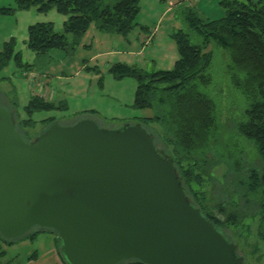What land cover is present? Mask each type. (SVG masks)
Returning <instances> with one entry per match:
<instances>
[{
  "label": "trees",
  "instance_id": "obj_1",
  "mask_svg": "<svg viewBox=\"0 0 264 264\" xmlns=\"http://www.w3.org/2000/svg\"><path fill=\"white\" fill-rule=\"evenodd\" d=\"M141 1L18 0L16 9L36 7L41 13L54 9L58 14L66 16L64 34L56 33L52 23H37L29 26L25 45L37 56L51 50L71 55L78 38L90 27L100 33L128 35L138 26L136 19ZM219 5L224 15L216 20L203 18L190 8L183 10L188 32L178 30L171 34L178 59L170 70L148 73L127 64L115 63L109 67L108 72L115 79L127 77L135 80L133 107L150 109L154 114L152 117L125 121L123 126L138 124L145 129L157 126L155 128L161 130L158 138L165 149L158 146L151 129L148 132L154 138L155 146L173 160L190 203L198 207L225 237L227 229L240 220L243 222L259 215L261 224L258 235L264 240V1L222 0ZM16 9H0V13L10 14ZM66 34H72L74 40L69 43ZM212 44L229 53L228 79L231 87L239 94L237 109L240 111L239 118L233 123L227 119L229 111L224 98L217 101L199 90L200 86H209L211 83L208 69L214 57L209 48ZM15 47L16 41L13 38L4 43L0 51V71L11 61L17 68L30 67L22 63ZM6 98L8 102L0 93L1 105L12 112L18 133L27 142H32L35 138H26L20 129L34 125L35 122L30 118L32 113L55 107L44 98L32 96L24 107L28 118L19 119L16 100ZM164 104H167L168 114L159 112ZM225 119L230 127L223 125ZM54 122V118L41 121L44 127L40 132ZM221 163L225 165L227 173L223 177L224 181H220H227L229 185L222 183L220 193L228 199L217 197L212 203H204L201 187L215 181L211 170ZM232 187L234 190L230 191ZM234 197L237 199L234 200ZM229 199V202H234L233 205L238 204L239 200L241 208L238 207L236 211L227 209ZM33 230L16 240L26 237ZM0 237L7 244L16 241ZM4 254L2 251L0 257ZM60 256L67 264L63 256ZM121 264L141 263L129 260Z\"/></svg>",
  "mask_w": 264,
  "mask_h": 264
},
{
  "label": "water",
  "instance_id": "obj_2",
  "mask_svg": "<svg viewBox=\"0 0 264 264\" xmlns=\"http://www.w3.org/2000/svg\"><path fill=\"white\" fill-rule=\"evenodd\" d=\"M142 126L54 122L27 142L0 99V235L34 228L67 264H243Z\"/></svg>",
  "mask_w": 264,
  "mask_h": 264
},
{
  "label": "rangeland",
  "instance_id": "obj_3",
  "mask_svg": "<svg viewBox=\"0 0 264 264\" xmlns=\"http://www.w3.org/2000/svg\"><path fill=\"white\" fill-rule=\"evenodd\" d=\"M17 1L0 0V9H16ZM221 1L167 0L166 2H161L160 0H145V3L140 4L141 12L137 16L136 23H147L151 29L156 28V36L151 47H161L166 44L165 40L169 38V35L171 38L172 33L178 30L188 32L187 24L184 21V9L190 8L203 18L216 20L224 15V10L219 5ZM239 1L244 2L245 0ZM66 18V16L58 14L54 9L41 13L37 11L36 7L26 10L16 9L10 14L0 13V51L5 42L12 38L15 39V51L20 53L22 63L30 65L29 69L31 70L25 72L27 67L17 68L14 62L11 61L5 69L0 71L1 95L3 94L6 102H8L6 96L8 98H16V110L19 114V119L28 118L24 107L28 104L30 96L32 97L34 94H39L40 96L43 94L48 95L49 98L53 96L51 104L55 109L32 113L30 118L35 123L31 127H24V130L20 129L24 136L28 139L36 138L35 136L44 127L41 121L48 118H54L60 125H70L79 119L87 118L95 121L101 128L120 129L125 121H135L134 118L152 117L154 114L152 110H142L133 107L136 90L134 79L127 77L115 79L108 72L109 68L104 67L108 57L104 56L91 60V57L99 53V51L96 48L97 45L91 48L82 47V45H87L86 41H89V39L85 38L86 33L83 34L85 37L81 36L78 38L75 50L71 55H66L60 50H51L45 55L37 56L26 47L25 41L29 26L37 23H52L56 33L64 34L63 24ZM115 36V34L105 35V37L114 38ZM151 37L150 34L146 38L147 41L150 42L149 38ZM66 40L70 43L74 40V36L66 34ZM82 40L84 42H81ZM171 42L175 45L174 41ZM118 43H120L118 48L113 47L115 43L113 45L108 43V51H112V48L124 51L123 48L127 44L124 42V38L120 37ZM209 48L214 53L212 64L208 69L211 83L209 86H200L199 90L217 101L220 98L221 100L224 98L225 105L229 111L227 119L233 123L239 118L240 111L237 109L239 106V94L231 87L228 79L229 53L227 50L213 44ZM148 51L146 49L140 56L142 57L140 61L145 60L146 63L132 67L142 69L148 73L158 71L148 61L156 59L152 58ZM117 60H119L118 56L112 55L110 57L111 64H115ZM156 63L159 65V60H156ZM83 64L86 67L85 70H81ZM77 72L78 74H76ZM40 74L49 75L51 83L49 90L45 89L44 91L43 84L38 80ZM2 80L5 83H2ZM92 109L98 113L90 111ZM159 112L160 114H168L167 104L160 107ZM223 115H225V111ZM103 119H106L107 122H104ZM112 119L115 121L112 122ZM222 122L224 126L230 127L226 119V124L224 121ZM155 127L158 128L157 126H150V129L155 138H157L158 146L165 149V146L158 138L161 130ZM150 129L146 127L147 131ZM250 156L253 157L252 153H250ZM246 158H248V155ZM226 173L227 170L222 163L212 168L211 174L215 177V179L213 178L215 181L206 183L205 186L203 184V187H201V192L204 193V196L202 195L204 203H212L217 197H220V199L224 198L223 194L220 193V186L225 183L229 185L227 181L221 182L224 181L223 177ZM229 190L234 189L232 187ZM191 199L194 200L193 197ZM226 199L228 198H224V200ZM231 199L233 200V198ZM236 199L237 197H234V200ZM229 201L230 199L227 201V209L236 211L240 207L239 200H237L238 204L236 205H233L234 202ZM239 218L241 219V216ZM260 224L261 218L256 215L243 222L240 220L239 223L227 229L226 238L230 243L237 246V254L244 259L243 264H264V240L260 239L258 235ZM59 247L60 241L54 233L39 229H35L26 237L12 241L9 244L5 243L0 237V253L2 251L5 252L0 257V264H65L59 254Z\"/></svg>",
  "mask_w": 264,
  "mask_h": 264
},
{
  "label": "crops",
  "instance_id": "obj_4",
  "mask_svg": "<svg viewBox=\"0 0 264 264\" xmlns=\"http://www.w3.org/2000/svg\"><path fill=\"white\" fill-rule=\"evenodd\" d=\"M160 1L166 2L167 0H160ZM143 2L145 3V0L141 1V3H143ZM178 5H180V4H178ZM140 12H141V8H140ZM156 32H157L156 28L151 29L147 23H145V24H139L138 23V26L136 28H134L125 37L124 36L122 37L121 35L115 34L116 36H120L121 38H124V42L127 43L125 48H123L124 51H122V50L117 49L119 44H120V43H118V39H120V37H116V36H115V38L114 37H105L106 34L110 35V34H114V33H100L94 27H90L88 29V31L86 32V37H85V35L83 36V37L89 39V41H86L85 43H87V45H82V47H90L91 48V47H94L95 45H97L96 48L98 49L99 53L93 55L91 57V60H96V59H98L100 57H104V56L108 57V60L106 61V64L104 65V67H107V68H109L112 65L111 61H110V57L112 55L119 57V60H117L115 63H123V64H127L129 66L140 65L141 63L144 64V63H146V61L145 60L140 61L142 58L140 56L143 54V52L146 49H148L149 50L148 52L151 54V57L156 58L154 60L153 59L148 60L151 64H153L152 67H154L158 70H170L173 67L174 63L178 59L176 46L174 44H172V42H171L172 40H171L170 35H169V38H168L169 40L168 39L165 40L166 44H164L161 47L160 46L151 47V45L153 44V40L156 36ZM150 34L152 36L151 37L152 39L149 38L150 39V42H149V41H147L146 38ZM95 38H97V39L95 40ZM146 41L149 43H147ZM81 42H84V41L82 40ZM108 43H110L112 45H113V43H115L113 45V47H117V48L116 49L112 48V51H108L109 50V48L107 46ZM156 60H159V65H157ZM85 69H86V67H84V64H83L81 70H85ZM29 71H31V70L28 68L25 72H29ZM76 74H78V72ZM39 76H40V78H38V80L43 84L44 91H45V89L49 90V87H51L49 75L40 74ZM3 79L5 80V78H3ZM4 80H2L3 81L2 83H5ZM0 92H2V91H0ZM10 92H11V89H10ZM7 94H8V92H7ZM33 96H39V97L44 98L45 100H47L49 102H51L53 100V96L52 97L50 96V98H49L48 95H44V94L41 96L39 94H34ZM30 98H31V96H30ZM30 98H29V100H30ZM11 99H13V98L9 97L10 101H11ZM14 99L16 100V98H14ZM86 111H89V110H86ZM90 111L98 113L97 111H94L93 109Z\"/></svg>",
  "mask_w": 264,
  "mask_h": 264
},
{
  "label": "bare ground",
  "instance_id": "obj_5",
  "mask_svg": "<svg viewBox=\"0 0 264 264\" xmlns=\"http://www.w3.org/2000/svg\"><path fill=\"white\" fill-rule=\"evenodd\" d=\"M55 233V232H54ZM56 234V233H55ZM5 239V238H4ZM7 240V239H6Z\"/></svg>",
  "mask_w": 264,
  "mask_h": 264
}]
</instances>
